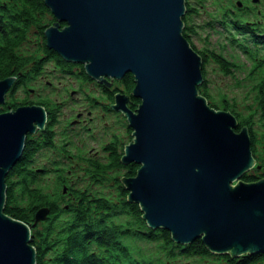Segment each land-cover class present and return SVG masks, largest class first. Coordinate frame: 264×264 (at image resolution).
<instances>
[{"label":"water","instance_id":"water-1","mask_svg":"<svg viewBox=\"0 0 264 264\" xmlns=\"http://www.w3.org/2000/svg\"><path fill=\"white\" fill-rule=\"evenodd\" d=\"M45 3L55 16L44 31L49 48L107 86L134 74L139 106L133 109L131 92L122 90L111 104L133 130L122 162L140 167L121 181L147 224L168 229L176 243L201 237L219 254L264 253V164H257L248 125L199 91L204 59L184 34L186 0ZM19 75L0 80V106ZM47 122L39 103L0 111V264H37L31 226L5 210L6 176L22 159L27 136ZM255 166L263 176L244 180ZM49 212L40 207L36 223Z\"/></svg>","mask_w":264,"mask_h":264},{"label":"trees","instance_id":"trees-1","mask_svg":"<svg viewBox=\"0 0 264 264\" xmlns=\"http://www.w3.org/2000/svg\"><path fill=\"white\" fill-rule=\"evenodd\" d=\"M239 1L241 0H237V3L220 0L222 7L219 17L210 19L208 23L214 31L224 33L230 45L240 49L254 69L263 70L257 96L264 114V13L259 14L261 10L254 8L252 11L257 15L253 18L238 14L235 10L238 5L239 11L250 13ZM186 6L187 11L183 17L184 34L204 59V81L199 85V91L208 98L212 106L219 108L211 101L207 90L205 65L209 59H213L226 73H232L237 64L220 51L197 48L191 39V33H196L191 16L197 12V7L190 0H186ZM54 21L55 16L45 0H0V80L21 73L17 89L27 87L32 79L43 73L45 65L52 64L54 74L70 73L82 80L83 84L96 83L101 86L104 92L102 100L114 102V94L119 90L131 92L134 102H130V106L136 109L141 98L132 95L136 85L134 74L126 73L111 86L94 80L86 72L84 64L68 61L47 46L44 31ZM61 24L62 27L65 26V22ZM30 41H36V48L34 51L29 48L28 52L26 43ZM15 91L9 93L11 96H7L9 99L0 106V111L17 108L20 104L34 103L28 98L19 100L13 97ZM75 92L73 90L72 94ZM72 101V97L63 99L60 103L51 98L38 101L48 110L47 125L27 136L22 159L6 176L5 210L31 226L37 264H151L131 255L125 240L132 237L160 241L166 255L171 257L195 256L210 259L215 264H223L225 261L226 264H264L263 252L232 257L230 254L211 252L201 237L189 244H181L172 239L168 229L151 228L142 216L140 205L128 201L129 191L122 184L121 178L124 175H137L140 164L122 162L126 142L119 134L113 133L108 139L100 135L98 143L104 153L101 159L95 155H87L83 144L76 143L75 137L82 134L80 129L73 127L77 116H72L65 126V137L57 140L54 130L57 117L62 114V108ZM109 101H106L108 104L104 102L105 111L121 116ZM54 104L59 106L54 107ZM231 111L238 116L241 127L248 125L257 164H264V154L260 153L258 147L262 143V150L264 149V133L260 139L249 117L241 119L235 109ZM123 127L127 133L132 134L133 130L126 120ZM262 176V169L255 166L243 178L257 180ZM50 179L55 187L53 192L47 190ZM43 206L50 208L48 217L36 223V212Z\"/></svg>","mask_w":264,"mask_h":264},{"label":"rangeland","instance_id":"rangeland-1","mask_svg":"<svg viewBox=\"0 0 264 264\" xmlns=\"http://www.w3.org/2000/svg\"><path fill=\"white\" fill-rule=\"evenodd\" d=\"M190 1L192 5L197 7V12L193 13L191 16L193 28L194 31H196L195 34L194 32L191 33V39L197 48H208L220 51L238 66H235L232 73H226L213 59H209L205 67L207 69L206 78L208 80L207 90L210 94L211 101L217 104L221 109H226L225 107L229 110L235 109L239 113L241 119L249 117L250 120L253 121V129L261 139L264 133V114L257 95L258 82L262 78L263 70L254 69L251 61L246 55L240 49L230 45V41L224 33L220 34L209 26L208 21L218 18L220 15L222 7L220 0ZM231 1L237 3V0ZM241 1L245 9H248L250 13L246 14L239 11L238 5L235 7L238 14H244L249 18H253L257 15L252 11L254 8L261 10L258 12L259 14L264 13V0ZM26 46L28 52L29 48L31 51H34L36 48V41H30L26 43ZM54 70L52 64L45 65L43 73H40L32 79L27 87L21 86L17 89L19 84H16L15 88L8 92L7 96L10 92L16 90L12 95L13 97L19 100L28 98L34 103H38V101L43 98H51L57 103H60L63 99L72 97L74 101L68 106L63 107L62 114H59L57 117L58 121L54 125L55 135L57 140L64 138L65 135L63 131L65 126L68 125V121L72 116H77L76 123L73 127L80 129L82 134L77 135L75 140L76 143L83 144V148L88 152L87 155L89 156L95 155L100 159L104 156L101 145L98 143L100 135H103L104 139H108L111 134L116 133L119 134L126 143L133 139L132 134L127 133L123 127L124 120L127 121L126 117L124 118L123 116L124 114L118 111L121 116H117L116 113L109 114L105 111L104 102L107 103L106 101L109 100L101 99L104 98V92L101 86L96 83L83 84L82 80L70 73L64 75L60 72H55L54 74ZM81 89L83 90L82 93L80 92ZM73 90H76V92L72 94ZM9 96H11V94ZM109 102L113 103L111 101ZM53 106L57 107L59 105L54 104ZM72 108L73 110H71ZM71 111H73V113H70ZM105 125L109 127L104 128ZM258 147L260 153L264 154L262 143H259ZM253 169L254 168L251 170ZM51 182L52 179L48 182L49 186L47 190H49V192H53L55 189ZM106 189L108 190L109 188ZM107 190H105V192H107ZM120 218L122 220L125 219L124 217ZM125 242L133 257L146 260L151 264L159 262H168L167 264H215L210 259L198 258L195 256H167L160 245V241L132 237L130 239L126 238ZM223 264H226V261Z\"/></svg>","mask_w":264,"mask_h":264},{"label":"flooded vegetation","instance_id":"flooded-vegetation-1","mask_svg":"<svg viewBox=\"0 0 264 264\" xmlns=\"http://www.w3.org/2000/svg\"><path fill=\"white\" fill-rule=\"evenodd\" d=\"M95 80V79H94ZM114 109V108H113Z\"/></svg>","mask_w":264,"mask_h":264}]
</instances>
